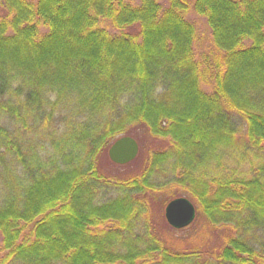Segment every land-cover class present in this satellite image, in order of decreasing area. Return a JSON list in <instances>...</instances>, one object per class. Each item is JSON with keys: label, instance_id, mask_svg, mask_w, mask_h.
Returning a JSON list of instances; mask_svg holds the SVG:
<instances>
[{"label": "trees", "instance_id": "16d2710c", "mask_svg": "<svg viewBox=\"0 0 264 264\" xmlns=\"http://www.w3.org/2000/svg\"><path fill=\"white\" fill-rule=\"evenodd\" d=\"M137 133L168 146L103 176ZM178 192L219 248L154 232ZM0 237V264H264V0H0Z\"/></svg>", "mask_w": 264, "mask_h": 264}, {"label": "rangeland", "instance_id": "374dc122", "mask_svg": "<svg viewBox=\"0 0 264 264\" xmlns=\"http://www.w3.org/2000/svg\"><path fill=\"white\" fill-rule=\"evenodd\" d=\"M187 18L194 24L198 33V52L205 50L204 48H208L209 46L211 35L206 20L196 16L194 13L187 15ZM133 136L139 144L138 156L131 163L119 166L110 160L108 151H106L100 160V172L103 176L106 178L124 179L127 176L134 177L141 175L149 165L150 156L157 151H162V149L168 146V142L157 141L144 133H137ZM177 194V198L190 200L193 205L195 204L194 206L196 208V203L186 195H181L179 192ZM161 199L164 200V197L162 196ZM161 199L152 206V226L154 227V232H157L159 237L173 245L174 248L185 250L201 248V250L207 252L219 248L223 240L232 235V231L228 227H212L208 223V220L200 215L199 211L196 212L193 222L186 228L175 229L171 227L165 217L166 207L169 203L163 204Z\"/></svg>", "mask_w": 264, "mask_h": 264}, {"label": "water", "instance_id": "95a60500", "mask_svg": "<svg viewBox=\"0 0 264 264\" xmlns=\"http://www.w3.org/2000/svg\"><path fill=\"white\" fill-rule=\"evenodd\" d=\"M139 154L138 142L130 136L119 138L109 150L110 160L124 166L131 163ZM196 216V208L186 198H177L171 201L165 211V217L169 225L175 229H184L189 226Z\"/></svg>", "mask_w": 264, "mask_h": 264}]
</instances>
